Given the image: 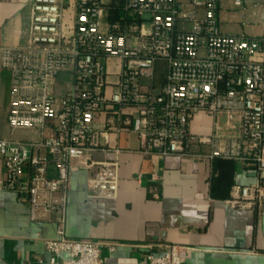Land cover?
<instances>
[{
    "label": "built area",
    "instance_id": "1",
    "mask_svg": "<svg viewBox=\"0 0 264 264\" xmlns=\"http://www.w3.org/2000/svg\"><path fill=\"white\" fill-rule=\"evenodd\" d=\"M220 3L123 0L120 18L106 22L112 8L108 1L75 0L72 28L66 33L65 0H28L27 41L0 46V66L11 76L8 125L36 128L40 136L0 138L5 172L0 189L18 195L31 222L54 224L55 237L42 240L50 254L47 264H103L102 249L117 246L65 233L72 160L104 149L107 140L102 135L110 130L134 132L145 154L210 160L219 156L252 166L255 182L233 183L225 199L240 209L261 205L264 0H232L243 11L261 7V30L252 36L221 30ZM111 59L119 64L113 83L108 79ZM158 63L165 73L155 89ZM62 73L70 74L71 81L58 92ZM109 106L99 129L95 117ZM199 114L212 119L207 134L191 130ZM152 180V194L159 197L158 177L152 175ZM86 189L97 197L115 196L117 159L101 162ZM162 249L160 254L145 252L146 264H183L178 245L164 243Z\"/></svg>",
    "mask_w": 264,
    "mask_h": 264
},
{
    "label": "crops",
    "instance_id": "2",
    "mask_svg": "<svg viewBox=\"0 0 264 264\" xmlns=\"http://www.w3.org/2000/svg\"><path fill=\"white\" fill-rule=\"evenodd\" d=\"M74 1L65 0L66 33L72 28ZM106 1L112 8L105 21L118 20L123 0ZM242 21L241 28L233 33L255 35L252 26L242 25ZM28 23V0H0V46L26 43ZM118 69V60L111 59L110 82L116 80ZM164 73V65L158 63L155 89L163 83ZM70 81V74L62 73L57 80L58 92L68 88ZM147 84L144 81V86ZM10 85V73L0 66V138L36 140L38 129L8 125ZM110 108L95 117L97 128L103 130ZM211 125L209 116L199 114L190 127L194 133L207 134ZM48 126L49 134L51 122ZM102 140H107L104 149L72 160L65 233L71 238L117 243L113 251L102 249L103 264H146L144 253L160 254L164 243L179 246L183 264H264V196L259 207L236 208L226 199L211 195V179L220 172L214 159L142 153L137 135L127 129L120 133L110 130ZM114 159L118 161L117 194H90L86 189L88 177L101 162ZM152 175L158 177L159 197L152 194ZM230 175L234 183L243 185L256 180L252 166L235 161ZM4 176L0 160V180ZM53 237V223L31 222L18 195L0 189V264H47L50 254L42 240Z\"/></svg>",
    "mask_w": 264,
    "mask_h": 264
},
{
    "label": "rangeland",
    "instance_id": "3",
    "mask_svg": "<svg viewBox=\"0 0 264 264\" xmlns=\"http://www.w3.org/2000/svg\"><path fill=\"white\" fill-rule=\"evenodd\" d=\"M261 10L260 6L249 7L245 13L241 8L234 6L232 0H222L219 12V22L220 27L223 32H237L240 26V21L245 20L247 26H252V31L254 33H259L261 30V25L258 22L257 13ZM248 31V27H244Z\"/></svg>",
    "mask_w": 264,
    "mask_h": 264
},
{
    "label": "trees",
    "instance_id": "4",
    "mask_svg": "<svg viewBox=\"0 0 264 264\" xmlns=\"http://www.w3.org/2000/svg\"><path fill=\"white\" fill-rule=\"evenodd\" d=\"M215 168L220 172L211 179V195L216 198L225 199L229 195L230 186L234 183L229 173L234 168V161L229 158L215 157Z\"/></svg>",
    "mask_w": 264,
    "mask_h": 264
},
{
    "label": "water",
    "instance_id": "5",
    "mask_svg": "<svg viewBox=\"0 0 264 264\" xmlns=\"http://www.w3.org/2000/svg\"><path fill=\"white\" fill-rule=\"evenodd\" d=\"M144 17H145V18H149V17H150V15H149V14H146Z\"/></svg>",
    "mask_w": 264,
    "mask_h": 264
}]
</instances>
